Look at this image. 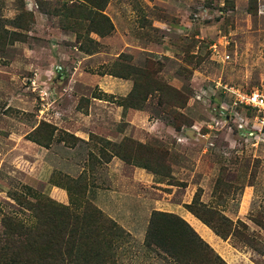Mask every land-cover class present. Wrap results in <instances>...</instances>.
I'll use <instances>...</instances> for the list:
<instances>
[{
	"label": "rangeland",
	"instance_id": "rangeland-1",
	"mask_svg": "<svg viewBox=\"0 0 264 264\" xmlns=\"http://www.w3.org/2000/svg\"><path fill=\"white\" fill-rule=\"evenodd\" d=\"M213 82L264 89V0H0V236L88 203L127 234L116 264H168L155 210L264 264V124Z\"/></svg>",
	"mask_w": 264,
	"mask_h": 264
},
{
	"label": "trees",
	"instance_id": "trees-1",
	"mask_svg": "<svg viewBox=\"0 0 264 264\" xmlns=\"http://www.w3.org/2000/svg\"><path fill=\"white\" fill-rule=\"evenodd\" d=\"M77 1L101 10L107 0ZM85 205L76 212L68 205L39 199L35 222L3 226L0 264H116L115 250L127 242L126 232L95 206ZM202 208L208 210L205 205ZM142 246L149 260L157 256L168 264H225L186 221L170 212H151Z\"/></svg>",
	"mask_w": 264,
	"mask_h": 264
},
{
	"label": "built area",
	"instance_id": "built-area-1",
	"mask_svg": "<svg viewBox=\"0 0 264 264\" xmlns=\"http://www.w3.org/2000/svg\"><path fill=\"white\" fill-rule=\"evenodd\" d=\"M215 88L223 89L228 95L231 108H241L252 117L253 125L261 127L264 124V89L222 86L220 82H213Z\"/></svg>",
	"mask_w": 264,
	"mask_h": 264
}]
</instances>
